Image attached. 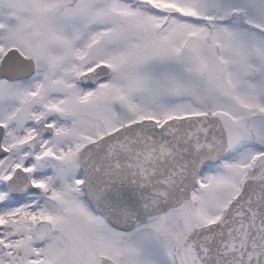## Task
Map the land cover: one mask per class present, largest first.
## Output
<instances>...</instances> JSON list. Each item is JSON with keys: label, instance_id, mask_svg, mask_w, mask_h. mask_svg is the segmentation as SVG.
Returning a JSON list of instances; mask_svg holds the SVG:
<instances>
[{"label": "snow or ice", "instance_id": "obj_1", "mask_svg": "<svg viewBox=\"0 0 264 264\" xmlns=\"http://www.w3.org/2000/svg\"><path fill=\"white\" fill-rule=\"evenodd\" d=\"M0 264H264V0H0Z\"/></svg>", "mask_w": 264, "mask_h": 264}]
</instances>
